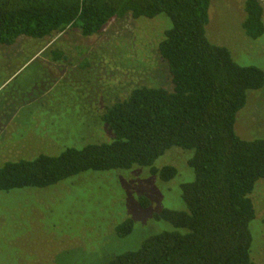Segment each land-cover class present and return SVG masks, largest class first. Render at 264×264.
<instances>
[{
	"label": "trees",
	"instance_id": "trees-1",
	"mask_svg": "<svg viewBox=\"0 0 264 264\" xmlns=\"http://www.w3.org/2000/svg\"><path fill=\"white\" fill-rule=\"evenodd\" d=\"M211 1L0 0L3 47L21 38L42 40L66 30L90 38L113 20L164 15L170 28L164 30L157 54L167 66L171 84L170 89L141 86L103 105L99 120L110 134L107 141L4 163L0 192L44 189L86 172L133 167L146 168L168 183L176 177V168L158 169L154 163L178 148L188 152L186 164L192 176L179 186L185 209H164L154 217L173 231L147 238L138 250L117 255L108 264H252L250 224L256 213L250 195L264 179V139L243 140L234 127L249 93L264 87V72L239 66L227 47L210 42L206 27ZM243 9L241 29L256 41L264 35L260 2L245 0ZM51 60L74 65L58 50L51 51ZM75 64L78 70L65 76L84 75L90 82L92 69H84L88 55L79 56ZM140 203L148 207L145 198ZM132 229V221L125 220L115 232L123 238Z\"/></svg>",
	"mask_w": 264,
	"mask_h": 264
},
{
	"label": "rangeland",
	"instance_id": "rangeland-1",
	"mask_svg": "<svg viewBox=\"0 0 264 264\" xmlns=\"http://www.w3.org/2000/svg\"><path fill=\"white\" fill-rule=\"evenodd\" d=\"M244 1L212 0L206 36L227 47L239 66L264 72V35L251 41L240 26ZM258 1L264 21V0ZM169 28L164 15L153 20L125 17L90 38L66 30L0 46V166L109 140L99 120L103 105L141 86L171 88L167 66L157 54ZM54 50L74 65L52 61ZM84 53L89 59L84 69H92L90 82L84 75L68 79L67 71L78 70L75 63ZM234 129L243 140L264 139V87L249 93ZM187 156L172 148L154 163L158 169L176 168L168 183L146 168L133 167L86 172L44 189L0 192V264H108L138 250L147 238L173 231L154 217L164 209H185L179 186L192 179ZM141 198L148 201L147 208L141 207ZM250 198L256 213L250 224L252 264H264V179ZM125 220L132 221L133 229L121 238L115 228Z\"/></svg>",
	"mask_w": 264,
	"mask_h": 264
},
{
	"label": "flooded vegetation",
	"instance_id": "flooded-vegetation-1",
	"mask_svg": "<svg viewBox=\"0 0 264 264\" xmlns=\"http://www.w3.org/2000/svg\"><path fill=\"white\" fill-rule=\"evenodd\" d=\"M68 72V71H67ZM71 76H72V73H71Z\"/></svg>",
	"mask_w": 264,
	"mask_h": 264
}]
</instances>
